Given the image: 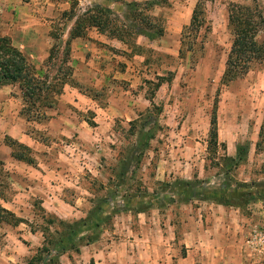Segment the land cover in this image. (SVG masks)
Segmentation results:
<instances>
[{
	"label": "rangeland",
	"instance_id": "374dc122",
	"mask_svg": "<svg viewBox=\"0 0 264 264\" xmlns=\"http://www.w3.org/2000/svg\"><path fill=\"white\" fill-rule=\"evenodd\" d=\"M53 1L58 19L49 43L45 40V46L58 50L51 74L61 65L68 70L60 61L74 24L90 41L85 61L75 60L92 72H75L70 45L71 71L49 100L60 109L66 89L83 93L67 109L85 123L62 132L48 126L50 109L40 108L29 120L20 112L34 145L14 151L35 163L20 160L22 168L0 170L5 196L0 202L23 219L17 225L0 224V264H27L45 234L57 237L71 228L76 233L52 253L51 264H210L212 248L224 264H262L264 257L248 238L264 223V58L243 76L222 80L233 42L229 6L253 0H204L199 28L190 25L197 0ZM255 1L264 15V0ZM133 8L140 13L136 17L130 15ZM99 9L106 16L92 11ZM96 17L110 22L104 33L91 25ZM116 28L128 30L123 41L113 37ZM95 31L116 40L103 42ZM263 38L260 33L258 39ZM46 59L39 65L43 71ZM12 86L23 106L18 85ZM115 96L122 101V113L111 123H100L98 117ZM214 112L215 145L210 143ZM65 152L73 153L68 166L79 174L71 176L73 184L55 189L60 198L52 196L44 204L30 193L20 170L23 176L26 166L41 172L45 157L60 158ZM31 174L36 180L38 173ZM51 176L67 184L66 176ZM245 192L251 199L239 196ZM219 194L240 208L227 221L215 204H231L213 199ZM215 208L217 217L208 213Z\"/></svg>",
	"mask_w": 264,
	"mask_h": 264
},
{
	"label": "trees",
	"instance_id": "16d2710c",
	"mask_svg": "<svg viewBox=\"0 0 264 264\" xmlns=\"http://www.w3.org/2000/svg\"><path fill=\"white\" fill-rule=\"evenodd\" d=\"M92 11L99 15L106 16L104 10L99 9ZM139 14L140 13L137 12L135 8L130 10L131 17H136L135 15L138 16ZM204 20V0H197L192 12L190 25L192 28H199L204 24ZM77 23H80V20ZM109 23L110 22L108 20L101 21L96 17V20L92 22L91 25L104 33V27L109 25ZM157 25L160 24H153L152 27L154 26L156 29H160ZM228 27L233 34V42L227 56L225 70L222 76V80L227 83L243 76L248 72L253 62L264 58V38L262 41L258 39L260 33L264 34V15L258 3L253 0L248 4H230L228 9ZM127 31L128 30H124L123 28H116L112 30V35L113 37L122 40L124 32ZM106 32L111 34L108 30H106ZM81 36H83V34L79 32V25L74 24L64 45V56L66 57L60 61V63H65L68 70L66 71L65 69V71H63L64 69L62 68V65L57 66L55 74H51L52 70L50 71L49 69L56 66L52 59L55 52L58 51L57 47H51L49 55L46 59V67H48V69L43 71L42 67L37 68L35 66L27 54L13 46L7 37L0 36V87L4 85H18L23 101V106L20 112L23 116L25 115L28 120L33 114H40L42 112V107L50 109L54 105L55 101L52 103L49 99L51 97V99L54 100V96L52 94H57L58 91L54 92L56 86H62L60 79L65 77L67 73L71 71L69 66L70 42L72 39ZM61 74L63 76H60ZM217 136V117L214 112L211 119L210 143L214 145L217 144ZM6 139H8L6 144L12 149V157L17 160L26 161L29 164L35 163L31 156L28 157L20 151H14L15 146H18L25 152L29 151L30 148L27 145L15 140H10L9 138ZM3 166L4 163L0 160L1 171L4 169ZM3 195V180L0 178V200H5V196ZM239 196L251 199L248 192L241 193ZM213 199L220 203H223L224 201L225 204L237 205L236 202H230V198H224L223 194L214 196ZM21 222H23L22 218L16 216L14 212L5 208L0 202V224L9 223L17 225ZM48 223L52 225L54 223L53 219L48 220ZM60 223L65 224L63 221ZM98 223L99 222L97 221L90 224L89 230L93 231L98 226ZM86 225H88V222H86ZM75 233L76 231L71 228L66 234H58L57 237L51 233L45 234L43 236L44 240L42 246L37 248L35 254L28 259L27 264H51L54 257L52 256V253L63 243L72 239ZM86 241L88 243L91 239L88 238Z\"/></svg>",
	"mask_w": 264,
	"mask_h": 264
},
{
	"label": "crops",
	"instance_id": "0c3cea01",
	"mask_svg": "<svg viewBox=\"0 0 264 264\" xmlns=\"http://www.w3.org/2000/svg\"><path fill=\"white\" fill-rule=\"evenodd\" d=\"M58 19L57 8L55 7L53 0H0V36L7 37L10 43L18 48L23 53L27 54L30 60L37 65L39 68L42 59H46L49 55L51 45L45 46L49 43V38L52 36L49 33L52 30V24ZM94 28V27H93ZM96 37L104 39V41H111L112 43L116 39H107L102 34L95 31ZM72 52L75 55L72 56V64L75 67V72H82L83 74H88L92 72L91 68L81 65L80 60L85 61L83 52L90 47V41L88 39H83V37H76L70 42ZM113 45V44H112ZM79 48V50H78ZM97 52H101V49H94ZM93 55L96 57L95 53ZM42 63V62H41ZM88 65H91V61H87ZM107 66V64H104ZM85 97L83 93L76 89L68 88L66 92L62 93L60 102L57 107L50 108V118L48 119V126L56 128L57 131L64 132L70 129V126L77 127L80 120L75 119L69 109H67L68 103H76L78 99ZM22 107V102L20 96L17 92H14V87L12 85H4L0 87V160L3 161L4 166L11 169L13 167H21L22 161L15 159L11 155V148L6 144L5 139L8 137L17 140L24 145L33 147L34 140L26 133L24 130L26 121L20 114V109ZM123 104L118 98L112 97L111 102L105 107L100 119V123H111L112 117L122 113ZM53 112V113H52ZM112 112H114L112 114ZM52 113V114H51ZM85 123V121L83 122ZM80 123L79 125H82ZM67 153V154H66ZM73 153L65 152L60 158L53 156L45 157L41 163L43 170L37 171L33 168L24 167L22 170L27 173V176H23L20 170L21 179L26 182L29 186V191L31 194L38 196L43 199V203L49 205V198L59 197L58 193L56 195L55 189L61 188L62 185L73 184L71 176L75 173L79 174V170L75 167H70ZM90 154L88 158L90 159ZM93 159V154L92 158ZM65 161V162H64ZM85 163V162H84ZM40 164V165H41ZM67 164V165H66ZM45 167V168H44ZM32 169V170H31ZM36 172V180L33 179L32 172ZM71 171V173L69 172ZM17 172V171H16ZM61 174L66 176L65 182L67 184H60L59 181L54 180L55 176ZM33 179V180H32ZM60 198V197H59ZM217 207H222V216L226 217V220L239 213L240 208L236 205H231L225 207L224 205L215 204ZM216 208L208 213L214 217H217ZM203 216V213H200ZM216 244V242H213ZM210 264H224L225 259H222V254L216 249L210 250ZM245 256V255H244ZM202 264H207L206 261H202ZM262 264L264 262L262 261Z\"/></svg>",
	"mask_w": 264,
	"mask_h": 264
},
{
	"label": "built area",
	"instance_id": "2783aa9c",
	"mask_svg": "<svg viewBox=\"0 0 264 264\" xmlns=\"http://www.w3.org/2000/svg\"><path fill=\"white\" fill-rule=\"evenodd\" d=\"M248 242H250L255 250L264 257V223L262 226L254 227L251 230Z\"/></svg>",
	"mask_w": 264,
	"mask_h": 264
}]
</instances>
